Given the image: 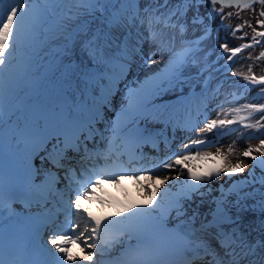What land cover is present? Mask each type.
Masks as SVG:
<instances>
[{
	"label": "snow or ice",
	"instance_id": "1",
	"mask_svg": "<svg viewBox=\"0 0 264 264\" xmlns=\"http://www.w3.org/2000/svg\"><path fill=\"white\" fill-rule=\"evenodd\" d=\"M50 2V0H49ZM72 2L88 9L90 12L96 9V5L103 4L106 0H72ZM120 3L127 5L122 11L114 14L109 18L110 25L117 29H123L126 31V35L122 38V53H121V63H120V75L126 74V72L131 67V62L134 56H139L143 62L147 65H152L156 63L155 57L165 50H170L171 55L169 58L168 66L165 70V78L171 79L178 78L180 69L186 63V58L188 53L191 51L190 48H182L180 51L175 50V33L178 30L182 35L188 29V21L186 19L187 13L193 5H199L201 3H207L209 0H178L174 7H167L170 0H163L160 4V0H145L146 6L141 11L139 7L138 0H119ZM41 0H0V71L3 70L10 62V57L15 52L17 46L20 43L22 33L27 32L31 26H34L35 22L39 18ZM211 9L208 12V17L215 19L217 15L216 5L220 4V12L222 13L225 7L231 8L235 7L240 10L248 9L255 15V24L259 25L260 28L264 29V0H210ZM156 4L158 7H153ZM258 5V9L254 6ZM134 6V7H132ZM160 8H166V11H160ZM233 15L232 12L227 14L228 17ZM236 17H240V12L235 13ZM175 17V20L173 19ZM184 18V22L181 19ZM223 19V18H222ZM139 21L140 25H147L148 36L147 41L150 47L147 52L144 51L142 43L137 40L135 44L131 43L132 31L131 29L136 26V22ZM191 25L194 30H197L196 26H199L200 31L203 35L200 37L203 40L205 37L210 35L211 29L205 23V17L201 15L199 8L197 7L191 17ZM247 26L252 30L251 42L242 43L236 47H229L227 41L220 44L219 47L223 49V53H231L230 55L223 56L225 62L233 61L237 53L242 52L247 48H254L256 45H261L264 47V31H257L254 27L252 21L243 20L240 24L236 25L231 31V35L239 40H244L248 36L247 32H243V28ZM227 31L232 29V25H224ZM218 31V30H217ZM237 32H242L243 34L237 36ZM257 37L260 39L258 40ZM100 37H97L95 42L90 41V46L92 48V55L95 56L101 50ZM194 43H199V41H194ZM248 59H252L251 53L248 54ZM256 60L264 61V50L259 51L256 56ZM259 67V65H256ZM247 73L243 75V79L248 81L250 84H260L264 85V75L257 77L253 74V64L250 63L247 66ZM240 73L234 72L233 75H239ZM245 91H251L247 85L243 86ZM231 95L235 96V93ZM257 97L264 99V88H261L257 92ZM129 107L134 103V95L130 90L128 93ZM251 112H264V105H253L251 103H245L242 108H234L237 115L233 116L232 119H221L217 116L216 119L205 120V125L201 129L202 132H210L212 129L217 127V125L225 126L236 122L237 119L241 123L247 117L239 116L241 111ZM226 115V114H225ZM261 120H264L262 116L257 120L256 124H244L245 128L255 127L258 130L264 127L261 124ZM91 135V133H89ZM251 139V137H249ZM260 143L255 148L249 146L243 152L244 157H250L255 163L252 169L249 171L248 178L241 181H237L236 184H242L244 186H251L259 184L261 188H264V159H258L253 153H259L260 157H264V133H261L259 137ZM80 137L72 136L65 137L63 146L60 147L57 144L52 145V150L44 158L45 163H51L54 167L62 168L64 167L63 161L67 159L66 153L69 149L79 153L80 148ZM111 143V141H109ZM202 140H196L193 142L194 145L202 144ZM189 149V145L184 144L182 146V151L175 153L173 156L169 157L166 161L162 162V167L164 169H173L175 166H180L179 171L183 174V170L187 168V178L194 183L188 184L185 181V186L188 188L189 193L186 199L192 200L193 195H199L203 197L204 192L200 191L201 186L208 180L212 179L213 176H220L221 172L231 174L233 172H243L244 168L242 162L231 163L226 156H219V159L223 161L222 167L216 168L207 172L205 175H197L193 171L192 162L195 160H216L217 156L211 154L201 155L197 151L196 155L185 154ZM231 147L229 152H231ZM85 154L88 153L87 147L84 148ZM131 162V159L130 161ZM259 166L262 170V174L257 177L255 174V168ZM111 165H106L104 168L97 169L93 171L88 177V183L80 185L76 192V200L87 199L91 195L89 189L90 187H99L100 180H108L110 182L119 183V181L125 177H129L137 182L140 180L141 172L136 170H120L112 171ZM160 164H157L155 170L144 169L143 171L147 173V177L153 181L159 180L161 184H164L169 177L160 171ZM73 169H69V172H73ZM236 185L234 184V187ZM210 191V190H209ZM264 195V194H262ZM75 203V201H73ZM239 204V200H237ZM264 205V200L261 201ZM78 206V205H77ZM183 206L180 205L176 209V216L180 217L185 215V212L180 209ZM159 209V205H157ZM77 215V221L75 222V227L73 223L69 222L67 232H55L51 238L47 241L52 248L49 249V254L53 257L51 264H65L66 260L76 259L69 257V247L72 244L79 243L82 245V251L85 249H91L92 251L86 252V259L88 261H95L96 264H101L99 258L105 255H110L118 245L123 246L124 240L120 238L121 234L112 235L109 233V229L112 228L114 224L120 223L119 221H110L107 224H102L101 220L94 218V223L85 219L83 215L79 213ZM142 216H152V213H133V217ZM163 216V211L160 215L155 217L159 220ZM129 217L128 219H132ZM197 219V214L194 212L188 220L194 224ZM83 221L81 227L80 222ZM230 223H235L236 221L229 218ZM187 223V221H186ZM212 224L201 223L199 232L201 235H196L195 231L192 233L195 239H189L187 235H181V247L184 255V264H264V240L256 244H250L243 233L239 232L238 229L234 228L231 233L217 232L215 239L222 250L217 251L216 248L204 238V234L207 233L209 227ZM76 229H79L78 231ZM89 229L91 230L89 233ZM88 234L85 238V234ZM131 235V233H129ZM101 240L103 243H101ZM91 241V242H89ZM52 249L55 251L53 252ZM59 253L60 255H56ZM125 254L130 257H139L141 255V249L139 247V241L137 246H133L131 243L127 245L126 248L121 249V254L111 257L110 264H123V259ZM0 264H7V262L0 257ZM134 264H146L145 261L137 259Z\"/></svg>",
	"mask_w": 264,
	"mask_h": 264
},
{
	"label": "rangeland",
	"instance_id": "2",
	"mask_svg": "<svg viewBox=\"0 0 264 264\" xmlns=\"http://www.w3.org/2000/svg\"><path fill=\"white\" fill-rule=\"evenodd\" d=\"M258 9V6L256 7ZM243 14L247 18H251L252 23H255V15L251 10H245L243 11ZM256 27H259V25H256ZM264 50V47L261 49ZM159 58V57H158ZM158 58L155 57V60L157 61ZM242 105V104H241ZM241 105L239 103L233 104V108H241ZM230 107V105H229ZM226 105L223 106L222 108L216 110L212 114V119H216L217 116H219L221 119H232L233 116H236L237 114L234 111L228 110V112H225ZM232 108V107H231ZM219 113H222L221 115H218ZM234 113L233 116H231ZM226 114V115H225ZM239 116H243L242 111L239 113ZM253 120L255 121L256 118L253 116ZM260 143V140H257L256 142H250L246 141L245 143L242 141H236V139L233 137L230 140H228L226 143H224L221 147L217 148L216 150H205L200 152L201 155L208 154V153H213L217 155L219 152L222 156H226L228 160L235 164L239 162L240 159L242 158H248L249 157H244L242 155V151L245 150L247 147L251 146L255 148L258 146ZM228 147L232 149L231 152L225 150V148ZM197 152H191L189 153L190 155H196ZM264 159V157H261ZM224 163V162H223ZM178 168L175 167L174 169H169L166 175L169 177L176 174L178 172ZM256 176L259 177L262 172H255ZM236 175L244 176L246 175V171L243 170V172H236ZM229 177H226L222 173L220 176L216 177L215 180L210 181L207 185V189H200L201 192H204L205 195L203 197L196 195L197 196V212L199 214L208 211V210H214L217 208H221L224 211L231 212V209L234 207H243L246 210L253 209V210H258L256 213L252 214L244 224V234L247 232V236L249 235H254L256 231L264 227V219L261 218V212H260V206H259V199L263 196L264 194V188H261L259 184H255V188L253 189L254 185L247 186L242 193L243 195L249 196V198L246 200V202L242 201L243 196L241 193L237 194H227L228 196H222L226 195V193L230 192L228 189H225V187L228 185ZM221 188V189H220ZM223 188L225 190H223ZM210 190V191H209ZM241 192V191H240ZM215 195H219L218 198H215ZM214 197V198H212ZM217 197V196H216ZM237 200H239V204H237ZM244 210V211H246ZM261 211H264V208L261 209Z\"/></svg>",
	"mask_w": 264,
	"mask_h": 264
},
{
	"label": "bare ground",
	"instance_id": "3",
	"mask_svg": "<svg viewBox=\"0 0 264 264\" xmlns=\"http://www.w3.org/2000/svg\"><path fill=\"white\" fill-rule=\"evenodd\" d=\"M14 55L16 56V57H19V58H21V59H23L24 58V56H22V55H20L19 53H14ZM64 56V55H63ZM64 63L66 64V66L68 67V68H70V62L69 61H66V60H64ZM161 63V60L159 59V61L157 60L156 61V63L155 64H160ZM157 66V65H156ZM9 71H10V69H7V70H2V71H0V75L1 76H3V75H9ZM21 77V76H20ZM8 78H9V76H8ZM65 80L66 79H64V82H65ZM19 81V80H18ZM17 81V82H18ZM110 88H111V86L109 87V90H110ZM26 91V86L24 85V87H23V92H25ZM226 110H225V112H228V110H231V108L229 107V106H227L226 108H225ZM216 110V109H215ZM4 114H5V112H3V116H4ZM222 113H219L218 115H221ZM234 115V113L231 115V116H233ZM47 118V117H46ZM216 149V148H215ZM228 147H226L225 148V150L226 151H228ZM219 156H222L220 153H219ZM143 181H144V177L143 176H141L140 175V180H139V182L142 184V186H143V188H144V183H143ZM89 198H87V199H84V198H82V199H79V200H76L75 201V203L73 204V209L76 211V214L77 213H79L78 211L80 210V209H82V208H84L88 203H89ZM78 205V206H77ZM222 210H218V209H216V210H213V211H211V212H208V213H205V215H203V216H200V217H197L198 219L197 220H200V221H203V220H206V222L209 224V223H211L212 224V228H214V229H217L216 227H214L213 226V222H214V216H216V215H220V214H222ZM72 221V223H73V225H74V227H75V222L77 221V215H76V217L74 218V219H72L71 220ZM80 224L81 225H83V221H81L80 222ZM243 227V223L240 221V222H237V223H235V224H233V225H231V226H229V227H223L222 229H224V228H226L225 230H224V233H231L232 232V230L234 229V228H236V229H238L239 231L241 230V228ZM262 230H264V229H262ZM87 233L85 234V238L87 237ZM261 240H264V231L262 232V233H260V234H255L254 235V237L251 239V240H247L250 244H256V243H258V242H260ZM89 242H91V241H89ZM77 247H81V249H82V245L81 244H79V243H75V244H72L70 247H69V249L71 250V249H76ZM86 252H88V249H85L84 251H82L81 250V252L79 253V255H84V256H86Z\"/></svg>",
	"mask_w": 264,
	"mask_h": 264
}]
</instances>
